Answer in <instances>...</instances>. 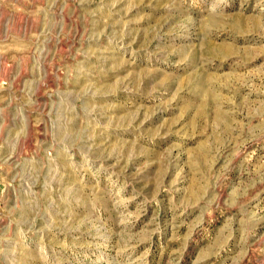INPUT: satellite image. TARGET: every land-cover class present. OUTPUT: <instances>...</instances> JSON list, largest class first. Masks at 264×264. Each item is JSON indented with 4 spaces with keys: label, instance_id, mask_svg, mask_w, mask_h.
<instances>
[{
    "label": "rangeland",
    "instance_id": "obj_1",
    "mask_svg": "<svg viewBox=\"0 0 264 264\" xmlns=\"http://www.w3.org/2000/svg\"><path fill=\"white\" fill-rule=\"evenodd\" d=\"M0 264H264V0H0Z\"/></svg>",
    "mask_w": 264,
    "mask_h": 264
}]
</instances>
